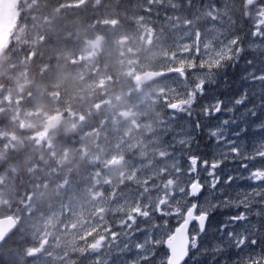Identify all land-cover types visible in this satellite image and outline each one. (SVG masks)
Here are the masks:
<instances>
[{"label":"snow or ice","instance_id":"snow-or-ice-1","mask_svg":"<svg viewBox=\"0 0 264 264\" xmlns=\"http://www.w3.org/2000/svg\"><path fill=\"white\" fill-rule=\"evenodd\" d=\"M125 14L154 18L165 38L182 31L176 48L189 43L190 67L166 74L175 98L145 137L152 152L120 150L130 178L105 183L98 243L21 248L14 227L0 236V264H264V21L246 17L243 35L217 39L216 17L202 32L193 0H136Z\"/></svg>","mask_w":264,"mask_h":264},{"label":"rangeland","instance_id":"rangeland-1","mask_svg":"<svg viewBox=\"0 0 264 264\" xmlns=\"http://www.w3.org/2000/svg\"><path fill=\"white\" fill-rule=\"evenodd\" d=\"M258 1L260 2L255 0L248 3L244 0L248 6L240 9L239 18L244 20V16L241 15L244 13L252 23L264 21V0ZM235 4V1L232 4L228 0H197L195 5L199 7L197 19L200 21L201 31L203 32L206 26L211 24L210 17L214 15L218 21V24L214 26L216 37L223 39L229 34L224 30L233 29L232 18L235 17ZM205 5L209 7H205ZM213 5L215 7H212ZM183 14L182 11V17ZM220 24L223 25V29L219 27ZM239 24L241 25L240 29L234 28L243 35L247 31L248 24L247 26H244V22ZM149 31L144 37L134 34L119 35L116 38V44H109L105 47L106 49L103 40L97 39L93 44L89 35H86V40L79 42L82 48L88 52L87 61L77 57L66 61L68 65L71 61L74 64L72 66L75 68V72L76 69L78 71L71 73L70 66H68V70L54 73L51 88L46 92L31 88L33 83L36 84V76L30 72V62L26 57H18L10 52L5 59L0 61V73L8 74L13 78V84L0 86V111L8 109L15 124L26 127L42 124L39 138L41 141L47 139L51 128L61 121L71 129L78 131L81 136L84 135L87 139L94 141L98 137L95 134L96 130L97 132L100 130L91 127L89 130L80 131L82 118L71 108L74 103L73 97L76 95L73 89L78 86L82 89L81 92L86 91L83 99H88V106L103 111V117L101 118L99 115L103 126L102 130L104 129L101 135L112 136L116 145V150L109 152L101 160L99 174L93 177L88 175L84 181L86 185L72 192L69 199L64 202L69 205L67 209H62V203H52L46 211L37 212L26 218L27 225L32 228L36 237L37 250L42 248L45 251L55 252L59 247L71 251L75 244L83 241L94 240L98 243L99 235L103 234L102 217L108 208L105 201L111 199V196L108 197L103 192L102 187H105V183L108 181L112 185H117L120 182V178L112 180L113 170L118 172L119 177L130 178L123 157L119 154L120 150L130 151L132 148H136L135 155L137 156L149 155L152 152V149L147 147L149 141L145 140V137L157 129L158 121L165 118V97L169 100L175 98L171 91V81L166 76L162 80L144 85L134 82L133 79L140 72L155 69V67L149 68V66L159 62L161 63L157 68L165 69L163 63L170 59H176L178 66H171L169 70L173 69V72H180L183 75L184 69L190 67L191 62L181 59V56L188 50V42H183V48L175 47L183 35L182 31L172 29L167 38L162 34H156L150 28ZM194 41L195 35L193 34V47ZM100 43L101 45H99ZM95 50L99 52L104 50L107 60H110V55L118 57L119 54L121 61L124 62L122 76L114 79L116 75L109 74L106 68L101 69L100 66H94L93 52ZM136 51L142 52V61L138 63V67L135 66V59L132 58ZM77 82H81L80 85L76 84ZM37 84L40 85L41 82H37ZM66 85L68 86L65 87ZM130 96L133 97V100H130ZM65 109H67V114ZM109 120L112 121L110 129L108 128ZM1 135H7L6 145H9L14 139L11 133H1ZM100 181H102V186ZM5 204V193L0 188V211L8 212Z\"/></svg>","mask_w":264,"mask_h":264},{"label":"trees","instance_id":"trees-1","mask_svg":"<svg viewBox=\"0 0 264 264\" xmlns=\"http://www.w3.org/2000/svg\"><path fill=\"white\" fill-rule=\"evenodd\" d=\"M228 1L232 4L233 1L236 2L232 27L240 29L239 23L242 22L247 26L245 23L247 16L242 13L241 15L244 16L242 20L239 18V11L248 4L244 0ZM135 2L136 0H19L13 11L11 36L7 46L0 53V61L10 52L18 57H26L30 62V72L36 76V84L33 83L31 88L46 92L51 88L54 73L68 70V66L71 73L75 72L73 63L70 61L68 65L66 61L76 57L87 61L88 52L79 42L86 40V35H89L93 44L97 39L103 40L105 48L109 44H116L119 35L134 34L144 37L150 32L149 28L156 34H161L158 30L160 26L154 23V18L152 21L147 18L140 20L125 14ZM163 2L168 3L169 0ZM196 3L197 0H193V4ZM182 11L185 10L181 9L180 12ZM116 49L118 50L117 47ZM141 55L142 52L138 51L132 55L137 67L142 61ZM93 56L94 66L106 68L109 74L116 75L114 79L122 76L124 62L121 61L119 54L118 57L110 55V60H107L104 50L102 52L95 50ZM160 63L150 65L149 68L156 69ZM163 64L165 68L178 66L176 59L164 61ZM80 83L76 84L80 85ZM11 84L13 78L8 74L0 73V86ZM73 90L76 95L73 97L74 103L71 108L82 118L80 131L93 127L101 132L96 130L95 134L98 137L94 141L84 135L81 136L78 131L61 121L51 128L47 139L40 141L42 124L27 127L17 125L13 122L8 109L0 111V188L5 193V208L8 210V212L0 211V216L7 213L15 215L18 219L17 235L22 237L18 241L21 248L25 245L37 244L32 228L25 221L26 218L37 212L46 211L52 203L67 201L72 192L86 185L84 181L88 175L97 176L101 160L105 155L116 150L112 136L101 135L104 130L101 125L103 111L88 106V99H83L86 91L81 92L82 89L78 86ZM129 98L133 100L132 96ZM65 113L67 114V109ZM108 124L110 129L112 121ZM1 133H11L14 136L9 145L5 144L8 142L7 135ZM65 149L75 151L77 158L82 160L83 164L69 168L60 165L57 157ZM46 160L48 163H45ZM119 178L120 182L112 185L114 189L126 185L129 180V178ZM65 182L68 184L67 188L64 187ZM100 184L102 186V181ZM49 187L53 190L52 195L45 190ZM102 190L106 194L105 187H102Z\"/></svg>","mask_w":264,"mask_h":264},{"label":"water","instance_id":"water-1","mask_svg":"<svg viewBox=\"0 0 264 264\" xmlns=\"http://www.w3.org/2000/svg\"><path fill=\"white\" fill-rule=\"evenodd\" d=\"M252 2L253 0H248ZM17 0H0V51L5 47L10 36V20L12 17V10ZM171 70H147L141 73L135 78V80L141 83L151 82L159 77H162L168 73H172ZM17 227V220L13 215H6L0 217V236L8 233L10 230ZM174 243H179L174 238Z\"/></svg>","mask_w":264,"mask_h":264},{"label":"clouds","instance_id":"clouds-1","mask_svg":"<svg viewBox=\"0 0 264 264\" xmlns=\"http://www.w3.org/2000/svg\"><path fill=\"white\" fill-rule=\"evenodd\" d=\"M94 139V138H93ZM57 162L60 165L65 166L66 168L69 167H77L81 166L83 164V161L77 158V154L75 151H68L67 149L64 150V152H61L57 157ZM45 163H48L46 160ZM112 179H119L118 172L113 170L111 173ZM46 192H48L50 195L53 194V190L51 187L45 189Z\"/></svg>","mask_w":264,"mask_h":264}]
</instances>
